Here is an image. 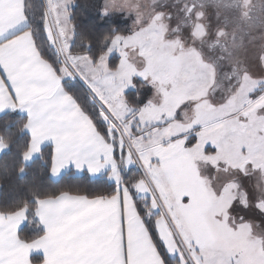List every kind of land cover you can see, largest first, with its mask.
Masks as SVG:
<instances>
[{"label": "snow or ice", "instance_id": "1", "mask_svg": "<svg viewBox=\"0 0 264 264\" xmlns=\"http://www.w3.org/2000/svg\"><path fill=\"white\" fill-rule=\"evenodd\" d=\"M208 6L0 0V264H264V0Z\"/></svg>", "mask_w": 264, "mask_h": 264}, {"label": "trees", "instance_id": "2", "mask_svg": "<svg viewBox=\"0 0 264 264\" xmlns=\"http://www.w3.org/2000/svg\"><path fill=\"white\" fill-rule=\"evenodd\" d=\"M34 2L37 4L38 9L40 11L44 10L41 0H34ZM75 4L78 5V7H74L73 11L75 13L76 22L81 25L82 30L91 29V27L94 24H96L98 25L96 35L107 34V28L109 27V25L101 23L96 19L97 13L99 12L98 11L99 7L96 6H100V0H75ZM113 19L118 21L123 20L118 16H114ZM119 27L122 30L128 28L127 24L125 23H120ZM100 38L102 39V36ZM13 119H19V114L13 117ZM12 131L13 133L16 134L15 135L16 144H24L26 142L27 140L26 136L20 134L18 130L15 128ZM15 152H16V147L14 146L11 152H9L8 150H4L0 154V184H3L6 190L11 189L16 185L22 186L26 181H31L33 178L38 182L43 181L45 184L49 183L47 175L41 173V162L39 160H37L35 165L29 166L28 174L26 177L20 178L17 175L18 169L12 168V158ZM117 156H119V152H117ZM6 161L9 164V175L7 176H5L3 171V165ZM83 177H84L83 179L72 180L70 183L74 187L79 188L81 191L95 190L101 187V185L98 184L97 180L91 175H89L87 172L83 173ZM54 186H59V185H54Z\"/></svg>", "mask_w": 264, "mask_h": 264}, {"label": "rangeland", "instance_id": "3", "mask_svg": "<svg viewBox=\"0 0 264 264\" xmlns=\"http://www.w3.org/2000/svg\"><path fill=\"white\" fill-rule=\"evenodd\" d=\"M41 2H42V5L44 6V5H46L47 0H41ZM103 2H104V0H100V6L103 5ZM254 2H258V0H254ZM100 10H101V8L99 7L98 8V11H100ZM207 12H208L209 16L212 18L213 22H215V12H216V10H212V9L208 10L207 9ZM117 16L120 17V18H122V19H124V17H121L119 15H117ZM131 24H132V21L131 20H128L127 21V26L130 27ZM254 71H256L255 68H254ZM147 95H150V93H148Z\"/></svg>", "mask_w": 264, "mask_h": 264}, {"label": "flooded vegetation", "instance_id": "4", "mask_svg": "<svg viewBox=\"0 0 264 264\" xmlns=\"http://www.w3.org/2000/svg\"><path fill=\"white\" fill-rule=\"evenodd\" d=\"M208 4H209V6L207 8L208 10H210V9L216 10L214 7L211 6V0H208Z\"/></svg>", "mask_w": 264, "mask_h": 264}, {"label": "crops", "instance_id": "5", "mask_svg": "<svg viewBox=\"0 0 264 264\" xmlns=\"http://www.w3.org/2000/svg\"><path fill=\"white\" fill-rule=\"evenodd\" d=\"M3 151H0V154L2 153ZM89 174V173H88ZM89 175H91V174H89Z\"/></svg>", "mask_w": 264, "mask_h": 264}]
</instances>
